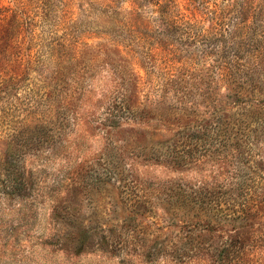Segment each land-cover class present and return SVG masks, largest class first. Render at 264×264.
Segmentation results:
<instances>
[{"label": "rangeland", "instance_id": "374dc122", "mask_svg": "<svg viewBox=\"0 0 264 264\" xmlns=\"http://www.w3.org/2000/svg\"><path fill=\"white\" fill-rule=\"evenodd\" d=\"M228 2L247 10L222 43ZM206 183L239 187L208 226L182 206ZM228 244L225 264H264V0H0V264H216Z\"/></svg>", "mask_w": 264, "mask_h": 264}, {"label": "trees", "instance_id": "16d2710c", "mask_svg": "<svg viewBox=\"0 0 264 264\" xmlns=\"http://www.w3.org/2000/svg\"><path fill=\"white\" fill-rule=\"evenodd\" d=\"M247 10V6L243 3L241 7L236 8L231 2H228L224 9L221 10L220 13L215 14L212 13L211 19L214 21L215 25L218 26L219 28L217 29L216 33L214 35L216 41L223 37L224 40L222 43H225L226 39L231 36V28L224 27L220 25V22H222V19L228 17L230 18L232 15L234 18L240 20L245 16ZM240 22H243L240 20ZM222 40V39H221ZM220 40V41H221ZM223 49V53L219 52V56L221 55H229L228 49L225 47V45H222L221 50ZM216 53H218V49H216ZM220 51V49H219ZM225 68V67H224ZM220 128V126H219ZM194 133H199V129H194ZM189 156H177L172 159H170L174 164H180L182 163L183 158H188ZM4 175V181L7 184L6 188H8L9 191L11 192H17L19 191V186L20 181L19 178L21 177V174H14L12 173L11 170L5 171ZM191 189V188H190ZM238 190L239 187L237 188L234 185H224L222 183L216 184V185H211L210 184H202L201 187H198L197 189H191L190 195H188L185 199H188L185 201V204H182L183 208H185V211L188 210H193L194 212L192 214H195L203 219L202 223L204 225H211L212 221L210 219V214H214L213 212L217 210V201L219 200H228L229 202H235L237 201L236 198H238ZM207 201H210L209 204L207 205ZM232 208L234 210H237V216L240 218H246L248 219V209L246 208L245 205H238V208L235 209V204L233 203ZM196 210V211H195ZM237 240H240L239 237H231L228 236V241L225 243H240ZM242 242V240H240ZM226 249L220 251L219 255L216 256V264H225V260H227V263H229V260L231 256L234 254L232 252L230 254V250H235L233 245L228 244Z\"/></svg>", "mask_w": 264, "mask_h": 264}]
</instances>
